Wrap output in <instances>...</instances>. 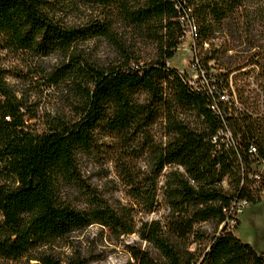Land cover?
Instances as JSON below:
<instances>
[{"label":"trees","instance_id":"16d2710c","mask_svg":"<svg viewBox=\"0 0 264 264\" xmlns=\"http://www.w3.org/2000/svg\"><path fill=\"white\" fill-rule=\"evenodd\" d=\"M250 1L0 0V54H62L64 62L50 82L70 86L76 100L73 118L33 128L0 58L2 262L87 264L77 252L62 258L54 245L99 224L117 237L137 233L152 245L157 254L133 249L139 264H264V253L229 228L235 202L259 203L264 197V174L257 170L264 166V110L255 96L238 95L231 77L254 65L264 80V45L249 38ZM80 4L99 8L104 19L69 27L54 14ZM116 25L148 40L154 55L138 59L130 43L116 36ZM191 25L194 65L205 74L195 84L188 70L169 65ZM95 37L115 44L114 61L101 64L77 52L78 42ZM244 37L247 47L229 44ZM207 43L211 48L203 52ZM230 50L235 52L227 55ZM212 61L225 71L212 76ZM159 121L164 138L153 130ZM225 129L230 143L220 140ZM100 134L114 141L132 205L114 207L83 184L78 156L94 151ZM141 158L148 166L142 172ZM63 184L86 191L87 207L67 202ZM159 190L168 208L164 220L137 222L136 213L157 210Z\"/></svg>","mask_w":264,"mask_h":264},{"label":"rangeland","instance_id":"374dc122","mask_svg":"<svg viewBox=\"0 0 264 264\" xmlns=\"http://www.w3.org/2000/svg\"><path fill=\"white\" fill-rule=\"evenodd\" d=\"M258 5L262 6V9ZM247 11L249 16H252L249 25L251 37L249 38L264 45V0H251ZM54 14L65 26L69 27L84 25L91 19H104L99 8L81 4L60 7ZM115 32L124 43H130L138 59L146 61L154 55V46L134 30L116 25ZM222 42V39L216 41L218 45ZM229 44L239 49L247 47L249 42L244 37L243 40L236 38L229 41ZM76 46L78 53L101 64L114 61L118 55L115 44L104 37L89 38L78 42ZM210 48V44H205L203 52ZM199 49H201L200 46ZM234 52L230 50L227 55ZM0 58L7 73L8 85L25 104V112L29 118L31 117L29 123L33 128L41 131L58 117L73 118L75 93L70 86L64 83L51 84L50 82L52 73L64 62L62 54L54 53L46 57H33L30 54L7 50L1 52ZM194 60L193 42L188 34L176 56L169 61V65L188 70L195 74V80L200 81L201 76L194 67ZM210 66H214L209 70L212 76L225 71L220 69L215 61H212ZM258 73L259 69L253 65L232 73L231 77H233V87L236 93L239 95L240 91L244 96H255L261 109L264 110V80L263 77L258 76ZM188 119L195 122L193 116H189ZM153 130L156 138H164L163 122H157ZM98 138V145L94 151L78 156L83 184L96 191L114 207L132 205L125 194L127 188L119 175V164L115 161L112 137L100 134ZM146 169H148L146 160L141 158L137 162V170L142 172ZM257 170L264 174V166L260 165ZM61 192L63 198L73 207L82 209L87 207L88 197L82 188L63 184ZM158 200L159 205L156 211L150 214L138 212L135 214L136 221L164 220L168 214V208L163 199L162 190L158 191ZM205 228L211 230L212 226L206 224ZM229 228L243 242L251 244L258 252L264 253V197L259 203H249L243 212L239 213L233 222H230ZM54 247L55 252L62 258L66 259L77 252L87 261V264H139L134 257L133 249L157 254L154 247L143 241L137 233L117 237L108 228L99 224L73 232L66 240L57 242ZM0 264L7 263L0 260Z\"/></svg>","mask_w":264,"mask_h":264},{"label":"built area","instance_id":"2783aa9c","mask_svg":"<svg viewBox=\"0 0 264 264\" xmlns=\"http://www.w3.org/2000/svg\"><path fill=\"white\" fill-rule=\"evenodd\" d=\"M195 26L191 25L189 27V36L190 38H193V35L195 33ZM195 67V65H194ZM196 68V67H195ZM182 70V69H181ZM197 70V69H196ZM189 72V71H188ZM190 74V77H191V80L193 81V83L195 84L198 80H195V74L189 72ZM205 77V74L202 72L201 74V77L200 78H204ZM221 99L223 101H227L228 100V95L227 94H223L221 95ZM217 105L214 106V108L216 109ZM220 140L221 141H224L226 143H230L232 141V134L231 132L228 130V129H225L221 132V135H220ZM216 140H218V138H216ZM255 151V148L253 149ZM248 201L246 200H242V201H237L233 204L231 210L229 211V217L232 216L231 218V221L233 222L234 221V218H236L238 216L239 213L243 212V210L246 208V206L248 205Z\"/></svg>","mask_w":264,"mask_h":264}]
</instances>
